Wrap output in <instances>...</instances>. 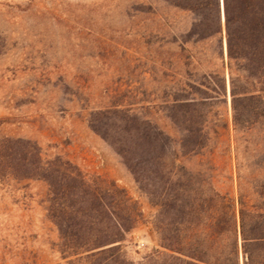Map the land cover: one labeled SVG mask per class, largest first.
Returning a JSON list of instances; mask_svg holds the SVG:
<instances>
[{
    "label": "trees",
    "instance_id": "16d2710c",
    "mask_svg": "<svg viewBox=\"0 0 264 264\" xmlns=\"http://www.w3.org/2000/svg\"><path fill=\"white\" fill-rule=\"evenodd\" d=\"M140 12L159 19L157 34L166 28L160 49L165 34L176 49L170 64L176 89L161 105L173 134L118 104L92 112L88 124L157 208L153 223L161 249L152 259L264 264V180L238 161L255 132L264 143V0H142ZM165 65L161 59L164 77ZM228 99L237 163L235 177H227L232 187L224 189L212 166L193 170L181 159L218 144L227 112L214 107ZM224 144L231 149L229 140ZM5 177L46 183V210L64 257L132 264L122 242L142 213L125 189L87 177L60 155L45 160L38 144L23 138L0 140Z\"/></svg>",
    "mask_w": 264,
    "mask_h": 264
},
{
    "label": "rangeland",
    "instance_id": "374dc122",
    "mask_svg": "<svg viewBox=\"0 0 264 264\" xmlns=\"http://www.w3.org/2000/svg\"><path fill=\"white\" fill-rule=\"evenodd\" d=\"M141 2L0 0V140L35 141L45 160L60 155L87 177L125 189L142 216L125 235L122 250L132 264H155L152 255L161 249L153 223L157 208L88 124L92 112L118 104L173 134L161 105L170 103L176 89L170 66L176 49L167 34L160 49L166 28L157 34L160 21L145 19ZM214 109L227 112L218 144L181 161L193 170L212 166L216 181L228 189L237 163L230 100ZM251 140L238 161L253 167L262 181V134L255 132ZM47 191L41 180L0 179V264H90L60 252L59 233L46 210Z\"/></svg>",
    "mask_w": 264,
    "mask_h": 264
}]
</instances>
